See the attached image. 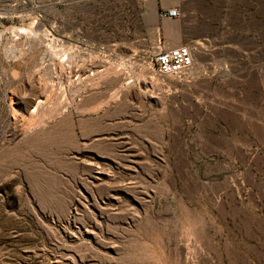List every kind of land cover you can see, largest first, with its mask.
I'll return each mask as SVG.
<instances>
[{
  "label": "rangeland",
  "instance_id": "rangeland-1",
  "mask_svg": "<svg viewBox=\"0 0 264 264\" xmlns=\"http://www.w3.org/2000/svg\"><path fill=\"white\" fill-rule=\"evenodd\" d=\"M239 1L158 80L70 82L36 31L0 39V264H264V16Z\"/></svg>",
  "mask_w": 264,
  "mask_h": 264
},
{
  "label": "built area",
  "instance_id": "built-area-1",
  "mask_svg": "<svg viewBox=\"0 0 264 264\" xmlns=\"http://www.w3.org/2000/svg\"><path fill=\"white\" fill-rule=\"evenodd\" d=\"M152 1L0 0V39L10 36L17 42L40 35L66 79L75 83L109 67L131 78L145 73L157 80L203 67V58H208V17L224 14L228 0H205V12L186 6L199 7L201 0L155 12ZM237 6L242 16H264L262 0H240ZM152 13L155 24L149 19ZM161 22L181 23L187 42L171 46Z\"/></svg>",
  "mask_w": 264,
  "mask_h": 264
},
{
  "label": "crops",
  "instance_id": "crops-1",
  "mask_svg": "<svg viewBox=\"0 0 264 264\" xmlns=\"http://www.w3.org/2000/svg\"><path fill=\"white\" fill-rule=\"evenodd\" d=\"M185 0H153L152 1V11L155 12L157 9L159 8H163L166 6H171V5H175L177 3L183 2ZM187 7H189V9L191 10H199L202 12L208 11V5L206 4L205 0H201V5L198 7V5H186ZM151 15H155L154 13H152ZM151 24H155L157 22L155 21H150ZM165 29V26H164ZM166 33H170L168 29L165 30Z\"/></svg>",
  "mask_w": 264,
  "mask_h": 264
},
{
  "label": "bare ground",
  "instance_id": "bare-ground-1",
  "mask_svg": "<svg viewBox=\"0 0 264 264\" xmlns=\"http://www.w3.org/2000/svg\"><path fill=\"white\" fill-rule=\"evenodd\" d=\"M154 17L156 18L155 15H150V16H149V19H150V18H154ZM156 20H157V18H156ZM167 25H168V26H174V25L177 26V27L175 28L174 31H175L176 33H179V30H178L179 28H178V23H177V22H166V23H164V26H167ZM36 32H37V31H36ZM167 34H168V38H170V37H169V36H170V33H167Z\"/></svg>",
  "mask_w": 264,
  "mask_h": 264
}]
</instances>
